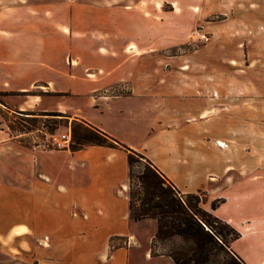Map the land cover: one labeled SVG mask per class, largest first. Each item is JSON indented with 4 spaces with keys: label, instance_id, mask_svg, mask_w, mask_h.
Returning <instances> with one entry per match:
<instances>
[{
    "label": "crops",
    "instance_id": "1",
    "mask_svg": "<svg viewBox=\"0 0 264 264\" xmlns=\"http://www.w3.org/2000/svg\"><path fill=\"white\" fill-rule=\"evenodd\" d=\"M53 14L56 15V11L45 6L17 7L12 17L0 22V89L25 96L17 101L16 109L39 107L40 100L30 92L39 82L64 94H87L86 101L80 100L72 106L68 115L72 121L83 120L145 153L183 191L202 190V206L240 231V236L231 242L233 250L247 264H264V215L253 213L250 208V215L236 218L235 211L228 210L229 204L221 191L223 178L234 181L236 175L256 176L255 171L264 163V95L254 97L262 92L255 87L253 78L246 87L231 82L234 76L245 74L247 70L256 73L252 66L254 59L244 61L245 65L239 70L242 59L227 56V65L220 71L230 79L224 89L210 86L207 81L214 76L212 73L202 78L195 76L193 84H201L198 90L206 96L212 92L230 96L227 100L226 97L215 99L204 106L197 117L185 103L176 101L179 89L148 85L151 83H145L141 72L113 71L103 77L88 75L93 73L89 71L90 63L76 55L68 65L54 58V72L47 73L43 67L48 63V30L51 45L56 46L58 40L61 46L64 36L61 21L55 18L53 24H48V16ZM227 25V34L239 29L233 28L231 23ZM73 35L71 46L74 48L78 42H74ZM128 47L134 49L135 46L127 41L124 45L119 43L113 51L100 53L109 59H116L121 51L129 55L136 53L127 52ZM197 50L181 59L169 60L183 74L180 78L184 93L186 84H191L187 70L197 59ZM245 93L247 97L242 104L254 117L250 119L251 128L243 135L234 129L230 139L217 137L210 144L202 121L213 111L236 107L239 103L233 96ZM141 97H148L147 112L139 109ZM4 106L16 110L0 102V120ZM127 106L133 116L138 112L146 114V121H124L121 113ZM37 109L69 111L62 100H57L54 106ZM0 125V249L31 253L39 263L62 264L73 262L71 256L84 240L112 236L133 240L135 225L145 223L149 225L150 244L158 221L154 217L139 220L130 217L126 192L129 164L125 147L88 144L76 149L72 146L55 148L38 144L41 140L29 144L12 134L7 124L0 122ZM227 145L233 147L234 153L221 157L214 152H221ZM216 199H222V203L213 208ZM151 250L147 245V255H151ZM162 256L176 264L170 255ZM99 260L101 264H114Z\"/></svg>",
    "mask_w": 264,
    "mask_h": 264
},
{
    "label": "rangeland",
    "instance_id": "2",
    "mask_svg": "<svg viewBox=\"0 0 264 264\" xmlns=\"http://www.w3.org/2000/svg\"><path fill=\"white\" fill-rule=\"evenodd\" d=\"M31 5L45 6L56 11V15L48 16V24H53L55 18L62 22L64 36L61 46L58 45V40L56 46L51 45L48 30V63L43 67L47 73L54 72V58L62 59L63 65H68L76 55L90 63L89 71L93 73L88 75L103 77L113 71L141 72L145 76V83H151L148 85L179 89L176 101L185 103L190 108V113H196L198 117L204 106L210 105L219 97H226L227 100L230 96H220L218 92L206 96L198 90L197 86L201 84H193L195 76L202 78L204 74L212 73L214 76L207 82L213 88L216 86L224 89L230 79L220 71L221 67L227 65V56L242 59L239 70L245 65L244 61L252 58L256 73L247 70L245 74L234 76L231 82L246 87L250 86L253 78L255 87L262 92L254 97L264 95V0H0V22L12 17L14 8ZM228 23L239 29L227 34ZM72 34L74 42H78L74 48L71 46ZM127 41L135 46L134 49L128 47L127 52L133 50L136 53L129 55L121 51L116 59H109L100 53L113 51L119 43L124 45ZM197 48V59L187 70L191 84H186L187 91L184 93L183 80L180 78L183 74L169 60L181 59ZM155 72L159 75H154ZM54 90L47 83L39 82L30 92L32 97L40 100L37 108L54 106L57 100H62L69 110L62 111L65 115L46 114L37 108L18 110L17 101L25 96L0 89V102L16 109L10 110L4 106L6 109L0 122L7 124L12 134L20 136L29 144L38 140L49 142L51 133L64 132L69 127L73 132V126L83 120L72 121L68 115L72 106L80 100L86 101L88 95H76L73 92L64 94ZM245 97L246 93L233 96L239 105L213 111L210 117L202 121L207 127L210 144L217 137L230 139L234 129H238L239 135H243L247 128H251L250 119L254 117L247 106L242 104ZM147 98L141 97L140 100L143 101L138 103L141 106L139 109L143 108L145 112ZM114 108H117V104H114ZM123 109L125 111H122L121 116L124 121H146V114L140 115L138 112L133 116L128 111V106ZM214 152L224 157L234 153V150L227 145L223 146L221 152ZM142 166L143 163L137 161L135 171ZM255 172L258 173L256 176L236 175L234 181L223 178L221 182L222 196L229 204L228 210L235 211L236 218L250 215V208L253 210L251 212L264 215V163ZM126 192L129 193V177ZM135 226L133 240L120 236L84 240V244H78L71 256L73 262L64 261L62 264H101L99 259L114 264H173L171 259L162 256L169 242L156 243L154 250H151V257L146 253L147 245L151 248L153 245V240L148 244V223ZM113 252L114 255H111ZM231 255L233 253L223 252L220 258L226 261ZM0 264L44 263H39L31 253H16L10 248H1Z\"/></svg>",
    "mask_w": 264,
    "mask_h": 264
},
{
    "label": "trees",
    "instance_id": "3",
    "mask_svg": "<svg viewBox=\"0 0 264 264\" xmlns=\"http://www.w3.org/2000/svg\"><path fill=\"white\" fill-rule=\"evenodd\" d=\"M43 113L65 115L59 110ZM73 138L74 149L88 144H103L128 150L130 217L135 220L145 217L157 219L158 229L152 241V251L156 243L169 242L164 254L170 255L176 264H247L231 246V242L240 236V231L202 206L201 190L183 191L145 153L85 121L73 126ZM137 161L143 166L135 171ZM221 201L214 200L213 208ZM223 252L233 255L222 261L220 255Z\"/></svg>",
    "mask_w": 264,
    "mask_h": 264
},
{
    "label": "built area",
    "instance_id": "4",
    "mask_svg": "<svg viewBox=\"0 0 264 264\" xmlns=\"http://www.w3.org/2000/svg\"><path fill=\"white\" fill-rule=\"evenodd\" d=\"M208 38V36H206ZM74 142L72 128L69 127L67 131L60 132V133H51L50 134V141H38V144L43 146H52L55 148H65L72 146Z\"/></svg>",
    "mask_w": 264,
    "mask_h": 264
}]
</instances>
